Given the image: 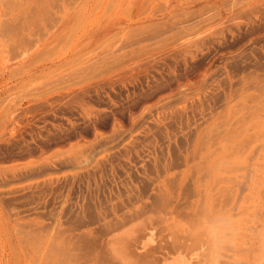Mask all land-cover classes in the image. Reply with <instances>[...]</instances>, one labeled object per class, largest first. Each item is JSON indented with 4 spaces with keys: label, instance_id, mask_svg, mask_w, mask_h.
Instances as JSON below:
<instances>
[{
    "label": "rangeland",
    "instance_id": "rangeland-1",
    "mask_svg": "<svg viewBox=\"0 0 264 264\" xmlns=\"http://www.w3.org/2000/svg\"><path fill=\"white\" fill-rule=\"evenodd\" d=\"M189 263L264 264V0H0V264Z\"/></svg>",
    "mask_w": 264,
    "mask_h": 264
},
{
    "label": "bare ground",
    "instance_id": "bare-ground-1",
    "mask_svg": "<svg viewBox=\"0 0 264 264\" xmlns=\"http://www.w3.org/2000/svg\"><path fill=\"white\" fill-rule=\"evenodd\" d=\"M131 235H132V234H131ZM148 235H150V233H149ZM148 237H149V236H148ZM123 238H124V237H123ZM149 238L151 239V237H149ZM149 238H147V240H148V241H151ZM117 239H118V238H117ZM126 241H127V240H126ZM152 241H153V239H152ZM183 241L185 242V240H183ZM183 241H182V242H183ZM153 242H154V241H153ZM158 242H159V241H158ZM169 242H170V241H169ZM186 242H187V241H186ZM143 243H144V242H143ZM178 244H180V243H178ZM170 245H171V244H170ZM186 246H187V245H186ZM195 246H196V245H195ZM170 247H171V246H170ZM180 247H181V246H180ZM157 248H158V247H157ZM162 248H163V245H162V247H161V250H162ZM165 248H166V247H165ZM173 248H174V247H173ZM177 248H178V247H177ZM151 249H152V248H151ZM159 249H160V248H159ZM166 249H167V248H166ZM168 249H169V248H168ZM174 249L176 250V247H175ZM181 249H182V247H181ZM192 249H193V248H192ZM169 250H170V249H169ZM178 250H179V249H178ZM189 250H190V249H189ZM151 251H152V250H151ZM181 251H182V250H181ZM204 251H205V250H204ZM165 252H166V251H165ZM162 253H163V252H162ZM183 253H184V252H183ZM183 253H182V254H183ZM190 253H191V251H190ZM192 253H193V252H192ZM198 253H199V252H198ZM152 254H153V253H152ZM155 254H156V253H155ZM165 254H166V253H165ZM178 254H180V253H178ZM184 254H185V253H184ZM184 254H183V255H184ZM187 254H188V253H187ZM157 255H158V254H157ZM157 255H156V256H157ZM161 255H162V254H161ZM163 255H164V254H163ZM166 255H167V257H168V254H166ZM189 255H190V254H189ZM177 256H178V255L173 256V259H175V257H176V259H177ZM181 256H182V255H181ZM181 256H180V257H181ZM165 257H166V256H165ZM182 257H183V256H182ZM182 257H181V259H182ZM186 257H187V256H186ZM147 258H148V257H147ZM153 258L155 259V257H153ZM153 258H152V259H153ZM160 258H161V257H160ZM169 258H170V256H169ZM183 258L185 259V257H183ZM167 259H168V258H167ZM171 259H172V258H171ZM173 259H172V260H173ZM176 259L174 260L175 262H176ZM178 259H179V258H178ZM187 259H188V258H187ZM187 259H186V260H187ZM172 260H171V262H173ZM179 260H180V259H179ZM180 261H181V260H180ZM183 261H184V260H183ZM188 261H189V260H187V262H188ZM201 261H202V260H201ZM177 262H179V261H177ZM168 263H169V261H168ZM202 263H203V261H202ZM202 263H201V264H202ZM189 264H190V263H189ZM196 264H200V263H196Z\"/></svg>",
    "mask_w": 264,
    "mask_h": 264
}]
</instances>
